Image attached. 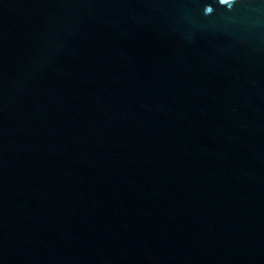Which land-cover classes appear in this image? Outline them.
Segmentation results:
<instances>
[{
  "label": "water",
  "instance_id": "1",
  "mask_svg": "<svg viewBox=\"0 0 264 264\" xmlns=\"http://www.w3.org/2000/svg\"><path fill=\"white\" fill-rule=\"evenodd\" d=\"M0 264H264V0H0Z\"/></svg>",
  "mask_w": 264,
  "mask_h": 264
}]
</instances>
